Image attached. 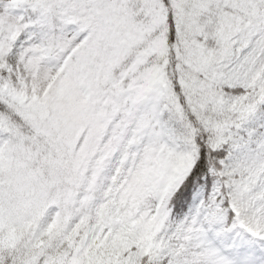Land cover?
Segmentation results:
<instances>
[{
  "label": "snow or ice",
  "instance_id": "6c2138e0",
  "mask_svg": "<svg viewBox=\"0 0 264 264\" xmlns=\"http://www.w3.org/2000/svg\"><path fill=\"white\" fill-rule=\"evenodd\" d=\"M0 264H264V0H0Z\"/></svg>",
  "mask_w": 264,
  "mask_h": 264
}]
</instances>
